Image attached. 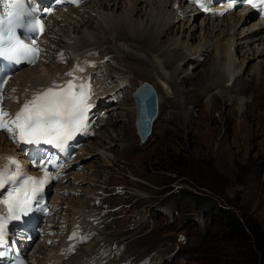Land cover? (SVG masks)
<instances>
[{
    "label": "rangeland",
    "instance_id": "obj_1",
    "mask_svg": "<svg viewBox=\"0 0 264 264\" xmlns=\"http://www.w3.org/2000/svg\"><path fill=\"white\" fill-rule=\"evenodd\" d=\"M112 9L115 13L121 11L120 7ZM145 10L139 8L136 17L144 16ZM189 22L185 24L189 25ZM185 24L173 29L169 26L165 33L170 38L173 34L182 37ZM189 26L196 28L192 29L193 37L189 41L194 46L208 32L196 27V22ZM167 39L163 40L166 42ZM236 54L243 56L239 49ZM128 61L147 69L145 65L134 63L133 59ZM203 62L196 70L200 72L196 79L177 86L180 103L186 98L188 102L182 107L165 96L157 80L148 79L139 72L130 75L137 86L141 81H149L157 88L162 96L160 116L148 141L140 142L134 126L135 115L133 118V114L126 112L134 100L132 92L135 88L128 90L130 84L124 91V96L127 95L125 104L120 106L119 115H115L114 124L108 128L116 134L112 147L95 144L103 142L98 139L100 131L86 142H94L99 149L92 153L90 160L84 159L86 163L79 162L82 165L79 170H86L85 165L92 163V170L82 174L87 179L94 177V184H89L92 191L82 198L90 202L92 199L87 200V197L93 192L108 194L104 202L110 205L104 208V214H109L104 217L107 227L103 230L117 238L116 242H126L127 257L156 254L153 259L156 262L164 260L165 264H264V131L256 130L258 135L252 140L255 121L244 120L246 107L242 104V101H252L254 93L241 95L238 91L240 95L233 93L236 98L229 100L221 95H216L213 100H209L206 93L193 95L191 89L201 85L205 69L212 64L209 60ZM133 69H124L125 75L130 74L128 71L135 72ZM150 73L154 77L155 73ZM257 100L264 103V95L259 94ZM189 113L192 114L188 117ZM259 123H264V119ZM106 154L110 157L106 160L112 161L110 165L104 164ZM85 186L88 184L81 183L78 188ZM187 191L207 196L208 204L213 207L219 205L228 209L229 216L241 221V228L233 229V221L219 218L218 209L213 208L207 212L212 221L204 234L197 221V205L184 202ZM82 192L78 190L76 196ZM115 207L119 209L111 211ZM226 231L228 234L224 239ZM168 258L172 259L166 263Z\"/></svg>",
    "mask_w": 264,
    "mask_h": 264
},
{
    "label": "bare ground",
    "instance_id": "obj_2",
    "mask_svg": "<svg viewBox=\"0 0 264 264\" xmlns=\"http://www.w3.org/2000/svg\"><path fill=\"white\" fill-rule=\"evenodd\" d=\"M182 2L183 0H180V3ZM140 3L141 7L139 6ZM174 4V0H91L81 8L65 12L62 19L54 21L52 35L48 37L50 47H63L73 56L87 52V54L103 62L101 71L107 80V89L104 92L107 97L102 94L100 100L96 97L93 102L91 101L89 120L97 116L96 112L99 110L98 104L100 101H112L113 103L107 108V114L97 117L94 124L89 123L87 132H83L84 135L94 138L100 131L98 139L103 140V142L101 144H99V141L95 142L99 147L106 148L109 146L110 148L114 143L113 138L116 137V134L110 130L111 128H108L114 124V117L119 115L120 106H124L127 97V95L124 96V93L123 97L118 88L127 91L130 84L132 86L128 90L136 89L139 86L133 82V77L130 76L132 73L139 72L148 79L151 77V80H157L162 90H164L165 96L176 103L179 102L182 107V105L186 106L188 102L186 98L184 102L180 103L181 96L180 93H176L179 89L177 86L179 83L185 85V82L196 79L200 73L196 70L204 64V60L206 62L209 60L212 64L210 68L205 69L204 80H202L201 85L194 86L191 89L193 95L198 93L200 96L206 93L209 100H213L216 95H221L229 100L236 98L233 93H240L241 95L254 93L252 101H242L243 106L246 107L243 118L245 121L250 118L255 121L252 129V140L256 139L258 135L256 130L264 131V123L258 124V121L264 119V112H262L264 111V103L257 100L259 94L264 95V21H251V17L241 11L231 12L222 18L202 15L200 19L198 18L200 14L192 16L186 8L182 12H178L174 8ZM110 7H120L121 11L115 13L112 8L110 10ZM139 8L146 9L145 15L136 17V11ZM188 21H190L189 25L196 22V27L198 25L202 29L204 28L206 33L208 32L207 36L204 33V39L194 46L189 41L193 37L191 31L195 27L190 28L188 24L186 25L185 23ZM180 24H185L182 37L173 34L170 38V35L165 33L169 26L170 29H173ZM194 37H197V35L194 34ZM164 38H168V41L165 42ZM257 44L259 47H255ZM213 49L215 50L214 53L208 58ZM236 49H239L243 56L238 57ZM128 59L130 61L133 59L137 65L147 66V69L139 68L140 66L136 67ZM188 60L191 61L190 64ZM133 68L135 72L128 71L130 74L125 75L124 69L132 70ZM63 69V66L56 63L26 67L16 73L14 82L21 86V90H31L39 85L46 84L53 74ZM150 71L155 73V78L152 77ZM246 73H248L247 77L245 76ZM124 80L129 83L125 89ZM250 86L252 88H249ZM92 89L96 90L93 86ZM134 91L132 92L133 98ZM209 91H211V96ZM160 97L162 100V96L159 95V104ZM125 109L124 107L123 110ZM183 110L185 111L183 114H186V109ZM126 112L133 114V118L135 115L136 118L135 99L130 108L126 109ZM190 114L192 113H189L188 117ZM228 120L232 122V120ZM104 128L105 131L102 132L101 129ZM94 131H97V135ZM242 140L243 143L246 142L244 137ZM93 143H85L83 148L79 150L75 162L92 158V153L95 154L99 149ZM4 150H11V144L0 133V152ZM104 158L105 165L112 163V161L108 162L106 160L110 158L108 154ZM76 165L80 166L79 162ZM73 166L70 167L72 170L68 171L66 175L67 180L61 183L60 186V189L69 192V194L63 193L57 196V206L59 207L57 213L68 219H73L77 215L81 217L82 214L94 211L97 207L94 203H97L98 199L103 197V193H105L93 192L91 196L87 197V200H92L90 202L84 201L82 197L84 195L88 196L92 191L89 184H94L92 182L94 177L87 179L83 174L85 171L88 173L89 170H92V163L85 165L86 170H79L77 167L73 169ZM81 183H86L88 186L78 188ZM78 190L83 192L76 196L75 193H78ZM95 212H93L94 222L98 225V228L92 229L90 232V235L94 236L92 242L78 249L75 254L64 261V264H85V261H82L84 259L94 261V264H109L111 261L114 255L112 246L117 238L107 235L106 231L100 227L102 222L99 223ZM100 213H102V209ZM84 222L87 221L84 220ZM54 241L57 240H52V242ZM125 243L124 241L120 244V257L125 255L127 248ZM54 252L58 254L54 244L40 243L31 249L29 255L34 258L33 264H44L45 260ZM93 254H95V257L92 256ZM160 254L162 253L160 252ZM136 256L137 259L150 256L154 258L156 254L149 256L136 254ZM58 259L60 260L61 256L58 255ZM158 261L161 262V260ZM158 261H155V264H158Z\"/></svg>",
    "mask_w": 264,
    "mask_h": 264
},
{
    "label": "snow or ice",
    "instance_id": "obj_3",
    "mask_svg": "<svg viewBox=\"0 0 264 264\" xmlns=\"http://www.w3.org/2000/svg\"><path fill=\"white\" fill-rule=\"evenodd\" d=\"M54 2L60 3L61 0H54ZM71 2L77 3V0H71ZM191 2L205 10L212 4V0H191ZM225 2L227 10H232L234 5L242 7L245 2H248L253 9L257 8V4L253 0H225ZM23 3L24 0H10V6L15 11L11 13L7 21L0 19V58L14 63L26 60L29 64H35L39 59L40 50L34 45L25 44L17 35V29L31 28L42 31L43 26L37 23L25 24V13L22 11ZM261 4H264V0H261ZM239 7H236L237 11ZM78 71L82 72L84 69L79 68ZM65 75L72 76V80L68 81L63 88L54 91L50 87L37 93L15 113H9L3 108L4 97L0 95V130L8 133L14 141L18 139L20 142L34 145L52 144L57 148L71 140L74 134L81 131L87 132L89 127L88 111L92 106L91 101L94 96L90 80L76 77L71 72ZM5 80L6 76L0 78V89H2ZM55 87L59 88V85ZM8 99H12V97H8ZM6 117L7 119H5ZM11 163L15 164V161H11ZM41 170L44 172L43 178L28 177L26 181L21 182L20 188H14L7 199L0 201V206L4 207L8 217L21 220L28 214L32 202L36 200V196L45 182L52 178H59L58 175L53 177L43 166H41ZM21 175L22 173H17L10 176L7 169L0 168V188L5 187L6 183L11 180H18ZM3 229L4 224L0 221V243L3 242ZM2 255L3 253L0 252V256Z\"/></svg>",
    "mask_w": 264,
    "mask_h": 264
},
{
    "label": "water",
    "instance_id": "obj_4",
    "mask_svg": "<svg viewBox=\"0 0 264 264\" xmlns=\"http://www.w3.org/2000/svg\"><path fill=\"white\" fill-rule=\"evenodd\" d=\"M134 92L136 132L140 141L145 143L152 134L154 123L159 116V95L154 85L148 81L140 84Z\"/></svg>",
    "mask_w": 264,
    "mask_h": 264
},
{
    "label": "trees",
    "instance_id": "obj_5",
    "mask_svg": "<svg viewBox=\"0 0 264 264\" xmlns=\"http://www.w3.org/2000/svg\"><path fill=\"white\" fill-rule=\"evenodd\" d=\"M183 199H186L184 200L185 203L193 202L194 204L197 205V208H196V213L198 215L197 221L200 223V225H202V228H203L202 232L204 234H206L208 225L212 221L211 218L209 219L210 215L209 214L207 215V212H210V210L212 211L213 208L218 209L219 218L224 219V221L225 220L233 221V224H232L233 229L241 228L242 223L239 219L232 218V216H229L228 214L230 211L222 206L215 205L213 207L212 205L208 204L209 198L207 196H203L200 194L187 191V194H185ZM227 234H228L227 231L225 232V234H223L224 239H226Z\"/></svg>",
    "mask_w": 264,
    "mask_h": 264
}]
</instances>
